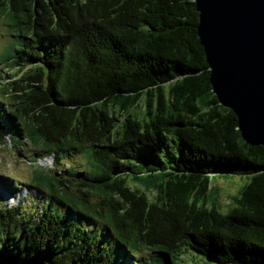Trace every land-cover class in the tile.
Here are the masks:
<instances>
[{"label": "trees", "instance_id": "trees-1", "mask_svg": "<svg viewBox=\"0 0 264 264\" xmlns=\"http://www.w3.org/2000/svg\"><path fill=\"white\" fill-rule=\"evenodd\" d=\"M0 19V144L54 166L30 163L39 215L0 204V264H264V146L212 91L195 0H0ZM229 174L248 180L221 212L204 197Z\"/></svg>", "mask_w": 264, "mask_h": 264}, {"label": "water", "instance_id": "water-1", "mask_svg": "<svg viewBox=\"0 0 264 264\" xmlns=\"http://www.w3.org/2000/svg\"><path fill=\"white\" fill-rule=\"evenodd\" d=\"M197 36L219 104L241 138L264 146V0H195Z\"/></svg>", "mask_w": 264, "mask_h": 264}, {"label": "rangeland", "instance_id": "rangeland-1", "mask_svg": "<svg viewBox=\"0 0 264 264\" xmlns=\"http://www.w3.org/2000/svg\"><path fill=\"white\" fill-rule=\"evenodd\" d=\"M9 41L10 38L4 20L0 19V52ZM13 75L14 73L9 68L0 67V82L11 79ZM28 146H24L17 151V147L12 146L10 143L0 144V204L14 205L20 203L26 212L39 215L46 201L41 191L38 192V189L26 184L31 180L34 173L33 165L30 164L33 163L34 156L30 154L31 149ZM64 162H68L74 167H82L85 162L84 154L71 150L65 157ZM33 164L46 169L54 167L51 157L37 158ZM57 167L59 166L57 165ZM247 180L248 177L244 174L217 175L211 180V188L207 191L204 200L208 205L215 204L219 211L226 212L236 204L237 197ZM8 185H14L18 189L13 196L7 193L6 186ZM50 205L60 212L65 211V208L55 201H50ZM182 258L183 264H194L197 260L196 255L191 252L184 254Z\"/></svg>", "mask_w": 264, "mask_h": 264}]
</instances>
